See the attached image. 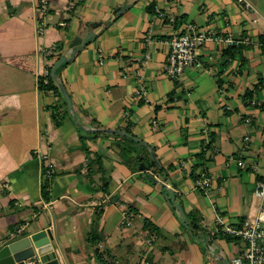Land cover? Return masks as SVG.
<instances>
[{
	"label": "crops",
	"instance_id": "1",
	"mask_svg": "<svg viewBox=\"0 0 264 264\" xmlns=\"http://www.w3.org/2000/svg\"><path fill=\"white\" fill-rule=\"evenodd\" d=\"M248 1L50 0L44 13L39 0H0V249L51 228L66 264H232L245 243L216 216L238 226L264 206V0ZM190 23L236 42H205L201 65L171 76L170 39ZM90 32L57 71L70 108L39 78ZM118 130L150 149L166 180L138 167Z\"/></svg>",
	"mask_w": 264,
	"mask_h": 264
},
{
	"label": "built area",
	"instance_id": "2",
	"mask_svg": "<svg viewBox=\"0 0 264 264\" xmlns=\"http://www.w3.org/2000/svg\"><path fill=\"white\" fill-rule=\"evenodd\" d=\"M76 0H70L72 7ZM246 7H251L248 0H237ZM40 9L46 13L50 10V0H39ZM43 32V28L40 29ZM246 39L245 41H247ZM207 41L227 42L234 44L236 41L229 35L223 36L212 31L200 30L195 24H188L186 30L174 35L170 39L171 51L164 69L171 76L182 74L187 68L194 65H201L198 60L197 52L200 46ZM52 46L48 52L52 53ZM48 74V72L46 73ZM136 96L146 99V87L141 84ZM249 137H246L248 140ZM240 166H245L243 161L239 162ZM47 174H51L52 170L47 169ZM196 186L201 190H207L212 184V178L205 172L197 177ZM257 195L264 196V177L257 183ZM216 225L220 226L224 233L240 238L245 243V248L241 254L233 258L232 264H264V206L255 218H245L240 225L236 226L225 221L222 215L216 216ZM39 257L33 256L29 258L26 264H38Z\"/></svg>",
	"mask_w": 264,
	"mask_h": 264
},
{
	"label": "water",
	"instance_id": "3",
	"mask_svg": "<svg viewBox=\"0 0 264 264\" xmlns=\"http://www.w3.org/2000/svg\"><path fill=\"white\" fill-rule=\"evenodd\" d=\"M94 35V32H90L82 41L91 39ZM81 39L76 38L72 42V46H75ZM73 53H76V49L73 50ZM67 56L60 57L51 69V76L55 77L56 70L67 60ZM65 100L70 108H72V101L66 91L62 88ZM119 133L134 137L136 140H139L132 133L118 130ZM141 167H145L141 165ZM171 195L174 194L173 190H169ZM173 205L177 207L183 219H186L185 211L181 204L177 201H173ZM187 225V223H186ZM58 244V239L55 235V231L51 228H47L36 233L31 234L10 243L6 244L0 249V264H26L27 260L35 255L39 257L38 264H66V261L59 248L56 247Z\"/></svg>",
	"mask_w": 264,
	"mask_h": 264
},
{
	"label": "trees",
	"instance_id": "4",
	"mask_svg": "<svg viewBox=\"0 0 264 264\" xmlns=\"http://www.w3.org/2000/svg\"><path fill=\"white\" fill-rule=\"evenodd\" d=\"M128 7L127 4L121 6V7H118L116 10H115V17L114 19H116L121 11H123L124 9H126ZM97 34L93 35V37L91 39H88L86 41L83 42V44H81L80 42L77 43L75 45V49H76V53H72L70 57H68L67 60H70L72 58L75 57V55L78 53V51H80L81 47L83 45H86L88 44L91 40H93L95 37H96ZM233 48L234 46H232V48H229L228 49V53H233ZM66 62V61H65ZM64 62V63H65ZM63 63V64H64ZM62 64V65H63ZM61 65V66H62ZM60 68V67H59ZM59 68L56 70V73H55V77H52L50 72H51V69H52V66L48 69V74H46L45 76H42L39 78V86L41 89H44V90H50V91H53L57 94H63V91H62V84L57 80V71L59 70ZM251 93H249L250 95ZM132 140H134L135 138L132 137L131 138ZM141 143H145L146 142L144 140H141ZM122 150H124V148H122ZM129 156V155H128ZM144 159V157H141L138 159V162H142ZM153 164H155L156 166H158V171L160 174H163L164 176V179L166 180L167 179V175H168V172H167V169L164 168V166L159 162V160L154 157L153 158ZM146 168H150L149 166H147ZM152 179H154V175H149ZM198 176H195V178H197ZM106 185H108V183H106ZM170 188H168L165 184H164V191H165V194L169 200V202L171 203L172 207L177 211V208L175 205H173V201H177V194L174 192L173 195H171V193L169 192ZM44 196H46V194L44 193ZM186 215V219H183V221L185 223H187V228L189 230V232L191 233V235L196 238V239H199V240H205L207 238V235L205 233V228L202 226V224L196 220V218L194 217H191L189 214H185Z\"/></svg>",
	"mask_w": 264,
	"mask_h": 264
},
{
	"label": "rangeland",
	"instance_id": "5",
	"mask_svg": "<svg viewBox=\"0 0 264 264\" xmlns=\"http://www.w3.org/2000/svg\"><path fill=\"white\" fill-rule=\"evenodd\" d=\"M129 140L132 143L133 149L139 153L140 157L144 156L143 161L138 164V167H140L141 165L149 166L150 169H152L151 173H153L154 166H153L152 152L150 151V149L145 145L139 144L138 142L132 139Z\"/></svg>",
	"mask_w": 264,
	"mask_h": 264
}]
</instances>
